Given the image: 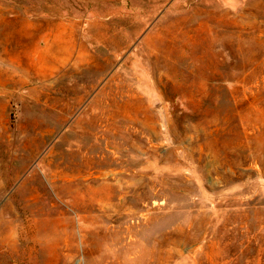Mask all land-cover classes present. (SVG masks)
I'll return each instance as SVG.
<instances>
[{
	"label": "rangeland",
	"instance_id": "obj_1",
	"mask_svg": "<svg viewBox=\"0 0 264 264\" xmlns=\"http://www.w3.org/2000/svg\"><path fill=\"white\" fill-rule=\"evenodd\" d=\"M0 264H264V0H0Z\"/></svg>",
	"mask_w": 264,
	"mask_h": 264
}]
</instances>
